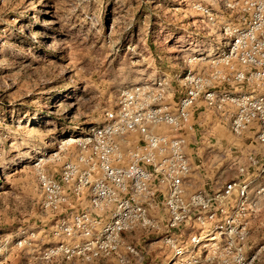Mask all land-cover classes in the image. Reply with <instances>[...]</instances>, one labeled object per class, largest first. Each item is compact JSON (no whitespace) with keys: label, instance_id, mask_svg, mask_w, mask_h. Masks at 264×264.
Segmentation results:
<instances>
[{"label":"built area","instance_id":"2783aa9c","mask_svg":"<svg viewBox=\"0 0 264 264\" xmlns=\"http://www.w3.org/2000/svg\"><path fill=\"white\" fill-rule=\"evenodd\" d=\"M218 7L196 6L203 31L185 46V67L173 78L125 87L102 122L64 137L50 153L49 163L63 160L60 168L37 164L40 207L55 219L51 254L146 264L160 244L164 264H264V240L249 242L264 182L248 180L264 174V157L242 146L233 178L209 188L191 182L186 133L194 131L199 102L233 136L252 135L264 147V0H220ZM175 82L182 88L176 100ZM35 236L23 230L14 240ZM138 237L147 244L138 246Z\"/></svg>","mask_w":264,"mask_h":264},{"label":"rangeland","instance_id":"374dc122","mask_svg":"<svg viewBox=\"0 0 264 264\" xmlns=\"http://www.w3.org/2000/svg\"><path fill=\"white\" fill-rule=\"evenodd\" d=\"M218 3L0 0V264H117L113 258L86 263L50 253L58 242L50 234L55 219L40 207L37 164L60 168L63 160L49 163L50 153L64 137L102 122L125 87L162 74L173 78L185 67V46L203 31L196 6L217 10ZM173 86L176 100L182 88ZM192 123L194 131L186 135L193 188L227 182L236 175L241 143L251 138L233 136L202 102ZM248 180L262 178L251 174ZM23 230L36 236L19 245L14 239ZM147 238L135 243L142 247ZM168 260L157 244L146 263Z\"/></svg>","mask_w":264,"mask_h":264},{"label":"crops","instance_id":"0c3cea01","mask_svg":"<svg viewBox=\"0 0 264 264\" xmlns=\"http://www.w3.org/2000/svg\"><path fill=\"white\" fill-rule=\"evenodd\" d=\"M250 138H252V135L250 136ZM253 141L246 140L243 141L241 145L245 146L247 150L253 151L256 155L264 157V147L254 144ZM261 178L264 182V174L261 175ZM249 224V242L252 246H255L256 244L261 243L264 240V203L262 204L261 212L257 216L252 217L249 221ZM164 263H166V261H163L162 264Z\"/></svg>","mask_w":264,"mask_h":264}]
</instances>
